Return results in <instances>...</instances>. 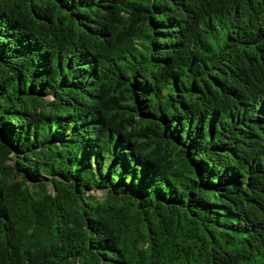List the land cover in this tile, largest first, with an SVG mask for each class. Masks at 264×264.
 <instances>
[{"label":"trees","instance_id":"16d2710c","mask_svg":"<svg viewBox=\"0 0 264 264\" xmlns=\"http://www.w3.org/2000/svg\"><path fill=\"white\" fill-rule=\"evenodd\" d=\"M0 264H264V0H0Z\"/></svg>","mask_w":264,"mask_h":264},{"label":"rangeland","instance_id":"374dc122","mask_svg":"<svg viewBox=\"0 0 264 264\" xmlns=\"http://www.w3.org/2000/svg\"><path fill=\"white\" fill-rule=\"evenodd\" d=\"M97 195H101L102 193H101V191L99 190H97V191H94Z\"/></svg>","mask_w":264,"mask_h":264}]
</instances>
